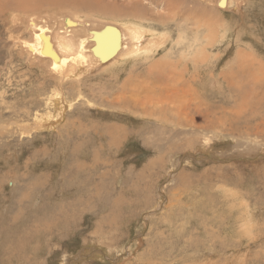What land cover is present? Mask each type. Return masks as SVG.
Wrapping results in <instances>:
<instances>
[{"label": "rangeland", "instance_id": "rangeland-1", "mask_svg": "<svg viewBox=\"0 0 264 264\" xmlns=\"http://www.w3.org/2000/svg\"><path fill=\"white\" fill-rule=\"evenodd\" d=\"M127 1L0 0V264H264V0H232L226 9L179 0L185 12L177 15L162 0H137L155 17L141 24L153 52L121 56L89 75L55 79L24 47L32 17L54 29L65 16L127 26L138 22L131 14L95 9ZM193 7L200 37L191 24L181 36L178 23ZM195 38L207 52L197 60L193 46L183 47ZM166 62L175 95L191 89L188 125L170 133L155 119L170 118L172 127L175 102L149 98L167 96L151 67ZM135 75L141 84H122L139 83ZM52 87L62 115L48 104ZM195 124L214 127L206 145L197 143Z\"/></svg>", "mask_w": 264, "mask_h": 264}, {"label": "bare ground", "instance_id": "bare-ground-1", "mask_svg": "<svg viewBox=\"0 0 264 264\" xmlns=\"http://www.w3.org/2000/svg\"><path fill=\"white\" fill-rule=\"evenodd\" d=\"M143 1V0H141ZM147 1L148 3H153V0H144ZM159 1V0H157ZM165 4L166 7H168L169 9H174V13L176 10V15L177 14H184L183 12H185L184 10H180L179 7L181 6L180 4H184L186 3L187 0H180L181 3L179 2V4L177 3L179 0H162ZM232 0H216V4L217 7L222 8V9H226L227 6L229 5V3ZM236 1L237 4L240 3L241 0H233ZM107 3V2H106ZM106 3L101 4L99 7H95L99 9V11L104 12L108 15H112L114 17H126L127 15L131 14V17L137 19L138 22H134V21H130L129 24L126 25H118V24H114V23H110L109 21H105V22H98V21H91V20H76L73 19L71 16H65L64 18V24L62 22H59V24H57V28L54 29L56 27V25H52L50 26L46 21L39 23V21H34V17H32L29 22L28 25L30 26L29 29L32 33V37L31 39H28L26 43H24V47L27 50V52L35 57L38 56L39 58L43 59L44 61H46L48 63L49 69L52 72L57 73L58 75H55L53 78L58 79L59 75H62L63 77H67L69 76H73L75 74L79 75L80 73H82L83 76V72L87 70L89 75V69L93 68V67H98L97 69H99V67H103L104 65H106L107 63L113 62L115 61L117 58L123 56V57H141L142 53H151L153 52V48H154V44L153 41H151V38L153 36H149V34H146L148 31L143 25L144 22L143 21H153L155 20L154 16H151L150 14H147L148 10L146 9V7H144L139 1L137 0H130L125 2L126 4L119 5L118 6H113V5H106ZM158 3V2H157ZM113 4V3H112ZM116 4V3H115ZM196 4V3H195ZM150 5V4H149ZM160 5V4H159ZM180 5V6H179ZM162 6L164 7V4H162ZM183 6V5H182ZM181 6V7H182ZM189 6V5H188ZM189 8V7H188ZM202 8V7H201ZM208 8V7H207ZM206 8V9H207ZM186 9V8H185ZM237 9V8H235ZM203 10V8H202ZM207 10H211V9H207ZM206 10V11H207ZM195 11L197 12L196 18L194 20L193 16L195 15ZM194 11V7L192 9H190V14H187V12L185 14H187L188 19H185V22L182 20L181 23H178V28L179 31H181V36L184 32H186L187 27L189 24H191L192 26H194L195 28V33L194 35L196 37H200V31L198 30V27H200V21L198 18V12L199 10H195ZM116 15V16H115ZM211 16V15H210ZM218 16V15H217ZM173 17V16H172ZM161 18V17H160ZM164 19V18H163ZM170 19V17H169ZM168 20V19H167ZM174 20V19H173ZM54 22V21H53ZM180 22V21H179ZM205 23V22H204ZM52 24V22H51ZM63 25V26H62ZM151 25L153 26L152 22ZM166 25V24H165ZM187 25V26H186ZM200 29V28H199ZM212 29V28H211ZM210 29V30H211ZM177 30V27H176ZM179 33V32H178ZM192 33V32H191ZM198 33V34H197ZM212 33V32H211ZM217 33V32H216ZM152 35V34H151ZM179 35V34H178ZM184 35V34H183ZM186 35V34H185ZM184 35V37H185ZM191 37V35H189ZM146 37H149V39L147 41L152 42L150 44H148V42L146 41ZM184 37H182V40H184ZM179 38H181L179 36ZM202 38V37H201ZM204 38V37H203ZM212 38V36H211ZM164 39V38H163ZM176 39H178V37H176ZM187 39V38H186ZM185 39V40H186ZM213 39V38H212ZM155 40V39H154ZM198 41L200 42V40L198 39ZM197 41V38H195V40L192 42H188L187 44H184V48L188 51L190 48H192V52H194L193 57L194 59L197 60V57L199 56V54L201 55V53L204 54L206 52V48H204L206 45L199 46V43ZM215 41V40H214ZM147 42V43H146ZM213 43V41H211ZM63 43H67L66 45H64ZM178 43V41H177ZM206 43V42H205ZM204 43V44H205ZM208 43L210 44V41H208ZM179 44V43H178ZM183 44V42H182ZM171 45V44H170ZM177 45V44H176ZM180 45V44H179ZM176 47V46H175ZM184 50V49H183ZM191 50V49H190ZM173 51V50H171ZM181 52H183L181 50ZM85 53V54H83ZM190 53V52H189ZM207 53V52H206ZM192 55V53H191ZM190 55V56H191ZM149 56V55H147ZM180 56V54H179ZM188 57V56H186ZM202 58V56H201ZM30 59V58H29ZM33 59V58H32ZM199 59V58H198ZM38 60V59H36ZM183 60V59H182ZM186 60V59H185ZM190 60V59H189ZM204 60V59H202ZM187 61V60H186ZM191 61V60H190ZM206 61V60H205ZM242 61V60H241ZM31 62V61H30ZM180 62V61H179ZM198 62V61H197ZM204 62V61H203ZM115 63V62H114ZM169 63V62H168ZM195 64L200 65L199 63L194 62ZM166 64L163 65L162 67H153L151 66L153 69H157L158 71V76H157V80L155 81L156 83L159 82L161 83V85L156 88L158 89V92L165 94L167 96H155L153 95L152 97L148 96L150 98V100L153 101V105H157L158 104H164L167 103L169 104L174 103L173 106H171L170 104V108L175 109V118L174 119V123H171L173 126L170 128H167L165 123H170V118L167 117H160V118H156L155 120L160 121L164 124H160L162 125V131L168 129L169 133L171 132V130L176 129V127L178 125H184V127L186 125H188L187 123V119L185 118V114H186V109H187V105L191 104L187 102L186 105V99L187 96L190 94L189 91H191V89L189 88H184L182 90L177 91V94L175 95V90H177V85L174 87V82L173 81H168L166 80V78H168V75L166 73ZM170 65V63H169ZM176 65V64H174ZM173 65V66H174ZM201 67V66H200ZM169 68V67H167ZM178 68V67H177ZM187 68H188V64L187 62L185 63H181V72L183 77H180L179 79H184L185 81V75L187 72ZM194 70L192 71L194 74H192V78L191 81L194 82L197 80V77L199 76V70L197 66H193ZM95 69V68H94ZM75 70H77L75 72ZM178 70V69H177ZM101 71V70H100ZM264 71V70H263ZM86 72V73H87ZM93 72H96L93 70ZM169 72L171 73L172 76H175V69L174 68H169ZM264 73V72H262ZM94 74V73H93ZM131 75V74H130ZM132 76V75H131ZM77 77V76H76ZM134 77L137 78V81L139 80V83H134L132 82L133 80H131V77H126L123 81L122 84L127 85L130 84L131 87H133L136 84H141L142 83V79L139 78V76L135 75ZM170 77V75H169ZM135 79V78H134ZM141 79V81H140ZM147 80H149V82L153 81V79L150 77V75L147 76L146 78ZM170 79V78H169ZM146 80V81H147ZM77 81V80H76ZM135 81V80H134ZM136 81V82H137ZM144 81V80H143ZM175 81V80H174ZM178 81V79L176 80ZM182 81V82H184ZM103 82V81H102ZM145 82V81H144ZM154 82V83H155ZM180 81V83H182ZM146 83V82H145ZM179 83V82H177ZM150 84V83H149ZM190 84V83H189ZM192 84V83H191ZM195 84V83H194ZM144 85V83H143ZM171 85V86H169ZM79 86V85H78ZM192 86V85H191ZM148 87V85L146 84V88ZM150 87V86H149ZM183 87V86H182ZM195 87V86H194ZM53 88V87H52ZM122 88H124V86H122ZM126 88V87H125ZM193 89V87H192ZM196 89V87L194 88ZM62 91V90H61ZM81 91V90H80ZM125 91V90H124ZM169 91H173V93L171 95H168L167 93ZM188 91V92H187ZM193 91V90H192ZM194 92V91H193ZM197 94H198V90L196 89ZM58 91L55 90V88H53V92L51 93V95L48 97V104H50V106H52L55 109H58L59 113L62 115L61 110H62V105L60 99L58 100ZM123 93V92H122ZM57 94V95H56ZM79 93H77L78 95ZM143 95V94H142ZM144 96V95H143ZM142 96V97H143ZM191 96V95H190ZM60 97V96H59ZM146 97V95H145ZM148 99V98H147ZM196 99V98H194ZM63 100V99H62ZM138 100V99H137ZM146 100V99H145ZM191 100V99H190ZM198 100V99H197ZM203 100V99H201ZM66 101V100H65ZM151 101V102H152ZM185 101V102H184ZM189 101V100H188ZM199 101V100H198ZM63 102V101H62ZM141 103H143L142 101H139ZM195 103V101H193ZM203 102V101H202ZM147 103V102H146ZM197 103V102H196ZM199 103H197L198 105ZM94 105V104H93ZM146 105V104H145ZM129 106H133L130 105ZM151 106V105H150ZM154 106V107H157ZM201 106V105H200ZM152 107V108H154ZM211 107V106H210ZM213 107V106H212ZM101 108V107H100ZM127 108V107H126ZM130 108V107H129ZM142 108V107H141ZM168 108V107H167ZM66 109V108H64ZM63 109V110H64ZM103 109V108H102ZM106 109V108H105ZM135 109V108H134ZM209 108H207L208 110ZM131 110H133V108H131ZM140 110V109H139ZM151 111V109H149ZM160 112L161 108L159 109ZM172 110V109H171ZM202 110V109H201ZM205 109V111H207ZM210 110V109H209ZM57 111V110H56ZM65 111V110H64ZM102 111V110H101ZM122 111V110H121ZM144 111V110H143ZM170 111V110H169ZM174 111V110H173ZM204 111V110H203ZM132 112V111H131ZM135 112V110H134ZM153 112V110H152ZM155 112V111H154ZM172 112V111H171ZM57 113V112H56ZM138 113V112H136ZM131 114V113H130ZM139 114V113H138ZM188 114V113H187ZM40 115V114H39ZM42 115V114H41ZM40 115V116H41ZM54 115V114H53ZM56 115V114H55ZM64 115V113H63ZM52 116V114H51ZM59 116V114H58ZM134 116H136L134 114ZM140 116V114H139ZM144 116V115H143ZM149 116V115H148ZM166 116V115H165ZM54 117V116H53ZM146 117V115H145ZM151 117V116H149ZM188 117V116H186ZM50 118V117H49ZM59 118V117H58ZM148 118V117H147ZM41 119V118H40ZM39 119V120H40ZM48 119V118H47ZM54 119V118H52ZM57 119V116H56ZM61 119V118H60ZM59 119V120H60ZM37 120V119H36ZM38 120V121H39ZM164 120V121H163ZM190 120V119H189ZM46 121V120H45ZM49 121V120H48ZM192 121V120H191ZM36 122V121H35ZM40 122V121H39ZM53 122V121H52ZM55 122V121H54ZM58 122V121H57ZM159 122V123H160ZM42 124V123H41ZM40 123H35L33 127H39L41 125ZM56 124V122H55ZM59 124V123H58ZM194 124V122L192 123ZM210 124V123H209ZM208 124V125H209ZM45 125V123H44ZM52 127H56V125H54L52 123ZM82 125V124H81ZM191 125V124H189ZM196 125V124H195ZM193 125V126H195ZM205 125V126H203ZM212 126V123L210 124ZM23 126V125H22ZM21 126V127H22ZM207 127L206 124H200V125H196L195 128H198V135L199 138L197 143H202L205 144L209 138H208V133L214 128V127ZM218 126V125H217ZM31 127V126H30ZM42 127V126H40ZM45 126H43L44 128ZM220 127V126H219ZM224 127V126H223ZM226 127V126H225ZM25 130H29L26 127H22ZM26 128V129H25ZM166 128V129H165ZM179 128L183 129V126H179ZM212 128V129H211ZM218 128V127H217ZM118 129V128H115ZM191 129V128H188ZM193 130V129H192ZM214 130V129H213ZM220 130V129H219ZM219 130H217L219 132ZM23 131V132H24ZM31 131V129H30ZM117 131V130H116ZM195 131V130H194ZM216 131V132H217ZM26 132V131H25ZM28 132V131H27ZM215 132V131H214ZM213 132V133H214ZM223 132V130H222ZM195 133V132H194ZM212 133V132H211ZM211 133H209L210 136ZM221 133V131H220ZM202 134V135H201ZM25 135V134H24ZM214 135H218L217 133ZM223 136V133L221 134ZM21 136V135H20ZM213 138V137H212ZM160 139V138H159ZM212 140V139H211ZM209 140V141H211ZM160 141V140H159ZM193 143V142H192ZM210 142H208L209 144ZM181 145V144H180ZM206 145V144H205ZM166 146V145H165ZM178 146V145H177ZM183 146V145H182ZM181 146V147H182ZM189 146V145H188ZM77 147V146H76ZM153 147V146H152ZM158 148V147H157ZM160 148V147H159ZM158 148V151L160 150ZM180 147H178L179 149ZM184 148V146H183ZM187 148V147H185ZM182 148H180L181 150ZM190 149V148H189ZM188 149V150H189ZM169 150V149H168ZM191 150V149H190ZM207 150V149H206ZM153 151V150H152ZM184 154H188L187 151L183 150ZM192 154V153H191ZM196 154V153H195ZM194 154V155H195ZM202 154V153H201ZM164 155V154H163ZM190 155V154H189ZM205 155V154H204ZM215 155V154H214ZM184 155H183V159H184ZM218 172V171H217ZM177 176V174L175 175ZM181 178V177H180ZM177 179V178H176ZM182 182V181H181ZM11 183V181H10ZM9 183V184H10ZM44 183V182H43ZM182 185V184H181ZM11 186V185H10ZM72 263V262H71Z\"/></svg>", "mask_w": 264, "mask_h": 264}]
</instances>
